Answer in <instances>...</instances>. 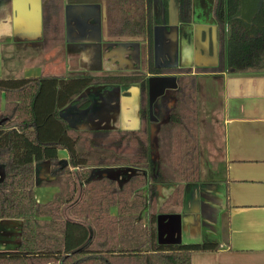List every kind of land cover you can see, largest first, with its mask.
<instances>
[{
	"label": "trees",
	"instance_id": "obj_1",
	"mask_svg": "<svg viewBox=\"0 0 264 264\" xmlns=\"http://www.w3.org/2000/svg\"><path fill=\"white\" fill-rule=\"evenodd\" d=\"M213 1L218 63L193 73L188 67H150L152 0H104L109 37H146L149 69L181 74L175 108L158 133L157 158L152 155L145 75L0 77V219L23 222L17 249L0 251V264H191L193 251L218 248L217 243L160 244L155 227L160 213L182 204L184 184L201 180L198 73L264 72V0ZM178 2V18L191 21L192 0ZM42 6L47 50L63 38L65 5L64 0H43ZM101 83L138 84L136 130H80L62 119V108L85 87ZM61 149L67 151V166L58 158ZM43 161L51 164L56 178L64 176L66 181L53 200L41 203L33 189L35 164ZM112 166L133 172L121 182L93 175L94 168ZM167 182L177 185L159 203V187ZM144 208L145 224L139 217Z\"/></svg>",
	"mask_w": 264,
	"mask_h": 264
},
{
	"label": "crops",
	"instance_id": "obj_2",
	"mask_svg": "<svg viewBox=\"0 0 264 264\" xmlns=\"http://www.w3.org/2000/svg\"><path fill=\"white\" fill-rule=\"evenodd\" d=\"M191 21L178 18V0H152L153 54L156 69L212 67L218 63L213 0H192ZM43 0H0V77L67 79L74 76H118L140 73L149 79L152 107L151 142L158 157L160 128L175 108L180 73L150 70L148 39L111 38L104 0H64V33L44 49ZM198 140L201 180L184 184L181 205L158 215L160 244L217 243L216 250L193 251L191 264H264V72L198 73ZM138 84H95L85 87L60 111L70 126L85 129L139 127ZM63 166L67 151H58ZM72 171L73 169L70 167ZM128 167L94 168L119 182ZM3 166L0 165V181ZM34 196L53 200L65 186L51 164H35ZM177 183H162V203ZM147 198L146 188L143 189ZM113 213L117 212L112 208ZM145 208L139 214L146 223ZM22 219H0V251L16 250Z\"/></svg>",
	"mask_w": 264,
	"mask_h": 264
},
{
	"label": "water",
	"instance_id": "obj_3",
	"mask_svg": "<svg viewBox=\"0 0 264 264\" xmlns=\"http://www.w3.org/2000/svg\"><path fill=\"white\" fill-rule=\"evenodd\" d=\"M104 175H106V174H104ZM107 176V175H106Z\"/></svg>",
	"mask_w": 264,
	"mask_h": 264
},
{
	"label": "rangeland",
	"instance_id": "obj_4",
	"mask_svg": "<svg viewBox=\"0 0 264 264\" xmlns=\"http://www.w3.org/2000/svg\"><path fill=\"white\" fill-rule=\"evenodd\" d=\"M197 128H198V126H197Z\"/></svg>",
	"mask_w": 264,
	"mask_h": 264
}]
</instances>
